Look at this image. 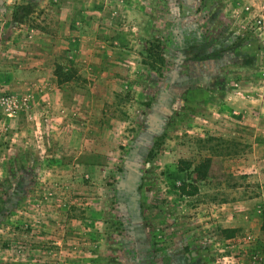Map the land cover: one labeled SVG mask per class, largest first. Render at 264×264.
Returning <instances> with one entry per match:
<instances>
[{
  "label": "rangeland",
  "instance_id": "1",
  "mask_svg": "<svg viewBox=\"0 0 264 264\" xmlns=\"http://www.w3.org/2000/svg\"><path fill=\"white\" fill-rule=\"evenodd\" d=\"M0 264H264V0H0Z\"/></svg>",
  "mask_w": 264,
  "mask_h": 264
},
{
  "label": "trees",
  "instance_id": "2",
  "mask_svg": "<svg viewBox=\"0 0 264 264\" xmlns=\"http://www.w3.org/2000/svg\"><path fill=\"white\" fill-rule=\"evenodd\" d=\"M262 51V49L260 48V47H258V49L257 50H254V51H250L249 53L251 54V55H258L260 52Z\"/></svg>",
  "mask_w": 264,
  "mask_h": 264
}]
</instances>
